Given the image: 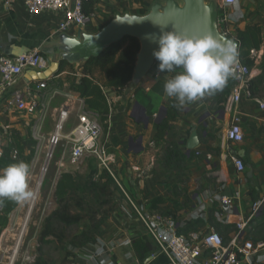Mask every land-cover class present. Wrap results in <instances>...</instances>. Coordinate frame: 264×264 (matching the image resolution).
Here are the masks:
<instances>
[{"label": "crops", "instance_id": "obj_1", "mask_svg": "<svg viewBox=\"0 0 264 264\" xmlns=\"http://www.w3.org/2000/svg\"><path fill=\"white\" fill-rule=\"evenodd\" d=\"M6 1H9V5L5 4ZM196 1L209 7L214 12L213 18L219 16V8L214 0ZM89 3H92V11L86 14L89 20L83 27L59 30L58 22L61 17L58 13L31 16L26 12L22 0H0V53L17 55L38 50L42 58L38 72L46 71L51 63L57 62L54 72L44 79L46 83L51 82L55 77L65 78L73 71L79 80L83 76L86 56L79 55L80 51L74 47L75 45L88 44L92 46V51H100L111 41L108 28L117 19L157 17L170 9L182 10L187 0H92ZM226 13L229 21L226 26L228 30L226 37L232 40L237 41V31H242L247 26H259L262 30L260 48L256 51L252 50L254 53H251L255 62V66L251 68L253 79L261 73L259 65L264 61V0H238V3L227 9ZM216 29L220 30L219 27ZM75 52L78 56H75ZM62 63L65 64L63 71L55 76ZM157 65L158 61L154 57L144 62L138 52L132 77L126 86L120 91L103 88L108 103L118 104L115 108H111L108 114L109 131L106 142L109 150L120 153V149L125 151L126 146L127 156L134 159L125 160V156L120 157L126 163V167L124 170L116 169L117 178L126 185L125 190L130 191L131 198L145 207L149 213H161L173 218L177 231L179 228H185L187 223L195 221H201L203 224L191 231H207L212 227L208 223L211 210L216 221L226 223L215 216L222 214L217 203V197L221 194L237 192L240 199L234 207V215L236 218L247 219L252 202L264 196V109L260 108L255 99L241 101L237 113L241 120L244 138L241 143L231 145L224 139L230 117L224 112L223 104L229 92L224 95L205 96L178 111L176 118L170 122V130L166 137L157 145L153 136L160 120L152 122L149 118V121H145L140 109L144 108L146 115L149 116L147 108L150 106L151 114L154 113V116L155 112L160 110L165 113V110L174 104V99L167 97L164 91L160 94L152 89L156 82L165 83L174 75L167 71L159 72ZM22 78L12 89L20 88L19 83ZM12 89L10 91H13ZM9 92L6 93L7 96ZM41 95L39 108L30 115L25 111L7 109L5 100L3 97L0 98V132L8 135L12 130H20L18 128L24 125L26 128L30 119L35 120L37 116L43 114L42 108L52 115L54 126L58 112L67 109L70 114L68 122L72 117L75 120L73 127L77 122V114L85 109L83 101L68 90L67 84L61 89L48 90L46 87L41 91ZM254 98L263 101L264 92L261 96L255 95ZM193 131L197 132L198 145L187 155L185 146ZM138 139L141 140L142 149L134 151ZM168 143H176L181 148L185 154L184 164L190 171L181 196L177 192L172 193V190L168 192L172 193L171 196L167 194L169 181L159 182L163 177L162 173L149 172L147 169L149 164L140 165L148 160L152 148L154 151L165 150ZM123 151L122 153L126 154ZM231 153H236L243 160L245 169L242 173H237L230 162ZM0 163L3 162L0 160ZM140 169H144L141 175H145L146 182L144 180L142 183L138 178ZM171 184L174 188L179 185L177 181ZM124 217L120 223L116 219L121 227L117 225L115 228L112 227L110 230L112 233L108 236L103 230L102 236L97 237L94 243L73 251L75 264H99V258L94 256V250L101 242L110 244L112 248L103 256L112 257L117 264H160L163 261L162 256L151 260L149 256L144 262L138 261L131 243L134 238L145 234L135 219L128 221ZM231 233L228 234L229 237ZM259 259L264 264V252Z\"/></svg>", "mask_w": 264, "mask_h": 264}, {"label": "built area", "instance_id": "obj_2", "mask_svg": "<svg viewBox=\"0 0 264 264\" xmlns=\"http://www.w3.org/2000/svg\"><path fill=\"white\" fill-rule=\"evenodd\" d=\"M92 0H22L26 12L31 16H39L43 13H58L61 19L58 22L59 30L68 28H81L89 20V16L84 12V4ZM219 8V16L216 18V26L219 32L225 36L228 34L227 23L228 13L226 10L238 3V0H215ZM9 5V1L5 2ZM251 53H254L251 51ZM42 63V58L38 50H31L17 55H3L0 53V98L5 100L6 108L16 111H25L32 114L39 108L42 100L41 91L47 87L46 81L34 80L24 86L12 89L15 84L24 77L27 71H37ZM234 77L232 87L226 96L223 104L224 112L229 115V122L224 132V139L231 145L239 144L243 141L244 134L241 128V120L237 113L239 104L243 99H255L261 109H264V100L254 98L250 88L252 80V70L239 60L234 65ZM23 79V78H22ZM13 91H10V90ZM10 91V92H9ZM9 92V96L6 93ZM155 116V115H154ZM70 118L67 109L58 112L53 132L49 135V148L45 155L43 164L39 171L33 176L31 190L34 196L27 202L26 219L36 205L44 184V178L48 170V162L52 158L54 149L61 140L71 142L69 152V163L78 167L89 158H93L101 170H106L116 181L124 194L127 207L122 209L124 218L128 221L136 220L145 235L151 237L157 245V252L152 253L149 259L162 256L160 264H263L259 256L264 252V241L253 242L246 239L244 231L250 221L264 208V196L252 202L250 213L247 219L236 218L234 207L240 199V195L221 194L217 197V203L222 210V214H215L216 218L223 220L227 224H234L235 230L230 237L224 241L221 235L213 228L207 231H189L178 233L177 226L173 218L161 213H149L145 207L136 203L128 191L125 190L121 181L115 175L114 164L117 155L110 151L101 142L103 134L102 126L98 117L85 110L77 114V122L66 134L64 127ZM39 140V139H37ZM13 140L11 133L8 135L0 132V160L4 157V149L10 147V157L17 159L18 151L11 146ZM229 160L237 173H242L245 169L243 160L236 154L231 153ZM30 178V177H29ZM30 184V183H29ZM3 207L0 205V214ZM110 244L100 243L94 250V256L99 258V264H117L110 256L104 257L111 251Z\"/></svg>", "mask_w": 264, "mask_h": 264}, {"label": "trees", "instance_id": "obj_3", "mask_svg": "<svg viewBox=\"0 0 264 264\" xmlns=\"http://www.w3.org/2000/svg\"><path fill=\"white\" fill-rule=\"evenodd\" d=\"M91 11L92 3L86 2L84 4V12L89 14ZM236 40L238 44V60L250 68L254 67L255 62L251 57V51H256L260 48L262 43L261 28L259 26H247L244 30L237 31ZM139 50V40L133 36H125L108 44L96 55L88 57L83 65V76L79 80L73 71L65 78L55 77L51 82H47V88L48 90H51V88L61 89L64 84H67L68 90L76 94L78 98L83 101L84 110L98 117L102 125L103 134L106 135L108 132V114L110 109L116 107V105L108 103L103 88H113L120 91L126 86L132 77L135 57ZM64 65V63L60 64L58 71L54 74L55 76L63 71ZM259 68L261 73L254 77L250 84L254 96L264 92V61L260 63ZM163 85L164 82L158 81L152 89L161 94L163 93ZM232 85L233 81L229 79L223 89H221V95L229 91ZM174 104L165 110L163 118L157 124L156 133L153 136V140L157 145L164 140L170 130V122L178 115L179 110ZM147 111L148 115H151L150 106H148ZM11 146L16 148L20 157V155H22L21 137L13 139V144ZM10 150V147L4 149V157L1 159L2 162L11 160ZM90 159L94 160L93 158ZM184 159L185 154L176 143H168V145L165 146V166H177L180 163H184ZM24 162L28 163V161L25 160ZM94 174L97 173H95V168L93 167L89 172V176L92 178ZM99 180V182L85 180L83 184H80L76 181L72 173L62 172L60 174L54 189L56 208L43 221L41 230L37 236V243L39 245L46 244L50 237L52 240H54L55 237L58 241L61 240V237H58L54 232V223L64 228L71 226L81 228V231L74 235L72 240L68 242L70 247L74 249L73 251L81 249L96 241L102 228L101 226H103L108 217L107 213L105 214L106 217H100L91 227L82 223L85 220L91 222L92 219L94 221L93 216L96 214L90 213V211L83 213V211L87 209L90 210V204L84 197L78 196L79 192L91 195L95 202L100 199L104 193L108 194V192H111V195L114 194V198L116 196L117 198H124L122 190L106 170L100 171ZM128 193L132 196L130 191H128ZM72 202L74 204H72ZM0 205L3 207V212L0 214L2 216L0 218V227L5 228L8 221V214L15 210L18 203L5 199ZM75 210L77 211L75 212ZM208 223L221 235L224 241L228 239V234L235 230L234 224L216 221L213 217V210L210 211ZM201 224H203L201 221L187 223L185 228L178 229V233L185 234L191 230L197 229ZM244 236L245 238L251 236L254 243L264 240V208L250 221L248 227L244 231ZM131 244L139 262H144L152 253L157 251V245L154 240L147 235L134 238ZM37 264H42V262Z\"/></svg>", "mask_w": 264, "mask_h": 264}, {"label": "rangeland", "instance_id": "obj_4", "mask_svg": "<svg viewBox=\"0 0 264 264\" xmlns=\"http://www.w3.org/2000/svg\"><path fill=\"white\" fill-rule=\"evenodd\" d=\"M73 42L74 40H72V43ZM74 47L78 48L80 51L79 55L86 56V59L90 55H95L99 52V50L92 51V46L88 44H82L79 46L75 45ZM74 54L75 56H78L76 52ZM176 71H180V69H177ZM227 92L225 94H227ZM213 95H221V90L215 92L214 94L206 96L212 97ZM259 96H261V93L259 94ZM117 105L118 104H116V106ZM42 113L43 114L37 116L35 120L30 119L31 124L29 123L26 128L24 125L23 127L18 128L20 130L15 129V131H11L12 140L16 139L17 137H21L22 155H20L19 157L18 154L17 159L11 158V160H7L3 163H0V168H3L9 163L17 162L24 159L25 161H28L30 165L31 175L39 171V167L43 164L45 155L48 152L49 135L53 132L54 129V119L52 115L48 111L45 112L43 108ZM135 114L138 115V113L136 112ZM153 114L154 113L149 115L150 119H152V122L153 120L159 121L163 118L164 111L160 110L159 112H155V117L153 116ZM74 123L75 120H73L72 117L71 120L64 127L63 133H68ZM119 123L121 124V121H119ZM106 137H108L107 134H102L101 142L109 148V145L106 142L108 138ZM71 146V142L67 140H61L57 147L54 149L52 158L48 162V170L44 178V184L42 186L41 193L29 217L27 219L25 217L28 201L25 203H20L14 211L8 214V221L6 227H0V264H37L40 262H42V264L75 263V260L72 257L75 254L73 252L74 249L70 247L68 242L72 240L74 235L78 234L81 231V228L77 226L64 228L63 226L54 223V232L58 235V237H61V240L58 241L56 237L54 240H52L50 237L48 238V242L46 244L39 245L37 243V236L41 230L44 219L49 216L51 212L56 208L54 189L55 183L62 172L72 173L76 181H78L80 184H83L85 180L95 182L100 181L99 171L102 170L98 167L97 163L94 160L89 158L82 164H80L78 167L70 165L69 152ZM124 150L125 151L120 149V153L117 152L118 154L115 152L120 161L117 158V161L114 164V169L120 168L124 170V168L126 167V163L120 159L121 156H125V160H134L130 156H127L128 153L126 146L124 147ZM151 150L152 152L151 154L149 153L150 156L148 157V160H146L144 164L140 165L143 166L145 164H149L150 166L147 168L149 172L162 173L163 177L159 180V182L169 181V183L167 182L169 185V190L167 189V194H169L168 192L172 190V193L177 192L181 196V193L184 189L183 186L187 183L186 179L188 180L190 174L188 167L184 163H180L177 166H165V150L156 149L154 151L153 148ZM122 151L126 152V154L122 153ZM139 166L137 167L138 169ZM93 167L95 168V173H97V175L94 174V176L91 178L89 176V172ZM143 172L144 169H140V172L138 173V178L141 182L144 180L146 182V179L144 178L145 175H141ZM31 175L29 178L30 188L33 185L32 181L34 176ZM174 181H177L179 183V185H177L175 188L174 186H172L173 184H171ZM121 185L124 189L126 188V185L123 182L121 183ZM172 193L169 195L171 196ZM113 195L114 194L111 195V192H108V194L104 193L101 198L95 202L91 195L81 192H79L78 194L79 197H84V199H86V201H88L90 204V210L87 209L86 211H83V213L90 211V213L96 214L95 216H93L94 221L91 219V222L87 220L82 222L85 225L89 227L93 226L94 222H96L100 217L105 216V214L107 213L108 217L103 226H101L102 228L98 237L102 236L103 230L104 232H107L105 235L108 236L110 233H112V231H110L112 227L115 228V225L121 227L119 223L120 220L123 218L122 209L124 207L122 206L127 207V205L125 203L126 201L124 198H117V196L114 198ZM72 204L74 203L72 202ZM76 211L77 210H75V212ZM1 217L2 216L0 215V218ZM116 219L119 220V223L116 222ZM123 227L124 225L122 226V228ZM251 236L249 237V239H251Z\"/></svg>", "mask_w": 264, "mask_h": 264}, {"label": "clouds", "instance_id": "obj_5", "mask_svg": "<svg viewBox=\"0 0 264 264\" xmlns=\"http://www.w3.org/2000/svg\"><path fill=\"white\" fill-rule=\"evenodd\" d=\"M151 39L157 45L153 56L158 71L174 73L165 81L163 91L174 99L178 110L223 89L235 75L238 45L232 40L166 29ZM30 175V165L23 160L0 168V204L5 199L18 204L31 200L34 192L29 185Z\"/></svg>", "mask_w": 264, "mask_h": 264}, {"label": "water", "instance_id": "obj_6", "mask_svg": "<svg viewBox=\"0 0 264 264\" xmlns=\"http://www.w3.org/2000/svg\"><path fill=\"white\" fill-rule=\"evenodd\" d=\"M217 10V7H216ZM213 11L196 0H187V3L182 10L170 9L163 15L153 18H136V17H123L111 23L108 28V36L112 42H115L125 36H133L140 42L139 53L141 59L147 62L153 56V51L157 45L152 41L153 35H158L161 29L172 30L188 35H204L210 34L216 39L232 40L216 29V19L212 17ZM237 44V41L232 40ZM238 45V44H237ZM107 46V45H106ZM103 49V48H102ZM138 54V53H137ZM96 55V54H95ZM92 56V55H90ZM89 56V57H90ZM57 68V62L51 63L49 69L44 72L27 71L19 83V87L24 86L26 83L34 80H43L50 77L51 73ZM144 114L145 121H149V116L146 115L145 109L140 108ZM141 140H136L137 146L134 151L141 150ZM132 143V139H130ZM198 145L197 132L193 131L185 146L186 154L189 155L191 150L195 149Z\"/></svg>", "mask_w": 264, "mask_h": 264}]
</instances>
